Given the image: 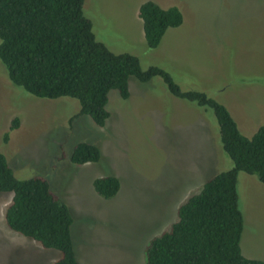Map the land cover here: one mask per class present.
I'll list each match as a JSON object with an SVG mask.
<instances>
[{"label": "rangeland", "instance_id": "obj_1", "mask_svg": "<svg viewBox=\"0 0 264 264\" xmlns=\"http://www.w3.org/2000/svg\"><path fill=\"white\" fill-rule=\"evenodd\" d=\"M146 1L84 0V13L110 50L137 56L144 69H166L184 90L206 92L251 137L264 124V0H152L183 14L156 48L148 47L139 16ZM129 87L128 99L110 91L104 126L87 115L71 121L80 109L76 99L26 92L0 60V152L16 177L49 180L74 217L72 238L83 264H144L145 246L177 219L179 205L233 165L213 110L174 96L159 76L131 77ZM83 141L99 147L98 162L72 163L74 146ZM108 175L120 180L110 199L93 187ZM238 195L242 253L264 260V183L241 171ZM12 199L13 192L0 193V264L53 263L58 250L8 227Z\"/></svg>", "mask_w": 264, "mask_h": 264}, {"label": "trees", "instance_id": "obj_2", "mask_svg": "<svg viewBox=\"0 0 264 264\" xmlns=\"http://www.w3.org/2000/svg\"><path fill=\"white\" fill-rule=\"evenodd\" d=\"M145 40L156 48L166 31L183 23L179 7H162L152 0L139 7ZM0 60L11 81L39 97L76 99L80 109L73 118L89 116L104 126L110 117L109 93L117 90L130 97L129 80L148 82L161 77L176 97L213 110L221 143L233 165L203 184L177 209V219L150 239L144 249V264H264L242 253L244 216L239 204L238 175L244 171L264 183V124L244 135L223 103L200 90H184L164 68H142L137 56L115 53L96 39L93 23L84 13V0H0ZM18 120H12L11 128ZM9 133L4 134L8 141ZM97 145L78 142L72 163L98 162ZM94 190L113 198L120 189L118 177H98ZM11 191L13 199L5 218L10 229L36 240L60 256L51 264H83L72 238L74 217L41 175L15 176L7 157L0 152V193Z\"/></svg>", "mask_w": 264, "mask_h": 264}]
</instances>
